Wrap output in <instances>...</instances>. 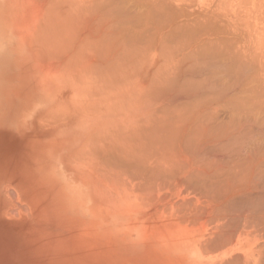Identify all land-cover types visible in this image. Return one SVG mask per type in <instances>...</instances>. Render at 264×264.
Masks as SVG:
<instances>
[{
  "label": "bare ground",
  "instance_id": "bare-ground-1",
  "mask_svg": "<svg viewBox=\"0 0 264 264\" xmlns=\"http://www.w3.org/2000/svg\"><path fill=\"white\" fill-rule=\"evenodd\" d=\"M4 1L0 22L39 67L47 61L44 70H53L47 82L52 89L42 90L46 106L60 101L95 108L89 107L91 115L71 112L73 119L58 120L70 130L61 150L86 149L96 164L79 174L64 162L72 156L63 162L52 157L73 186V209L85 214L72 216L74 221L93 227L100 241L170 264H264V73L256 74L263 91L254 95L257 105L243 93L247 87L229 88L227 81L219 86L216 79L232 69L228 63L256 64L239 41L243 35L219 18L209 19L210 11L186 13L185 0H134L137 6L129 1V9L126 0ZM131 27L138 28L135 34ZM193 30L194 45L182 42L184 48L179 39H191ZM176 34L183 37L177 41ZM105 181L111 193L120 190L119 183L136 191L141 206L100 207Z\"/></svg>",
  "mask_w": 264,
  "mask_h": 264
},
{
  "label": "rangeland",
  "instance_id": "rangeland-1",
  "mask_svg": "<svg viewBox=\"0 0 264 264\" xmlns=\"http://www.w3.org/2000/svg\"><path fill=\"white\" fill-rule=\"evenodd\" d=\"M0 1V3H5V1L2 2L3 0ZM126 1L127 4L125 1L124 4L125 6H128V9L130 5L132 7V4L136 3L134 0ZM129 1H131L130 3L132 4H128ZM216 3L219 4L217 5ZM183 5L186 13L188 12V14H192V16H196V13L202 15L204 12L210 11L214 18H211L212 16L210 14L208 16L209 19L215 20L216 18H219L218 20H221L222 22L224 21L222 24L226 23L230 25V27H227L228 30L232 29L230 32H234L236 30L238 33L243 35H241L243 40H238L241 41V43H244L243 45L245 47H243L245 48V51L248 50V53L245 52L247 53L246 55L249 54V56H255L256 64H254L253 61L252 64H250L251 59H248V62L250 63H247V60L244 61L246 63V65L243 63L244 67H242L243 65L240 66L234 63H228L233 65V67L232 69L226 70L227 72L222 70L221 74H218L221 78L219 79L217 76V85L219 84V86H224L223 84L227 81V87L233 85V87L229 88L234 89L236 85L235 83H239L237 87H247L245 90L242 89L244 91L243 93H246V91L249 93L251 91L249 95L246 93L249 97H255L258 93L263 92L262 89L261 91L258 89L262 82L256 80L259 78L256 74L258 72V75H261V77L264 75V69L261 71L262 68H257L259 66H264V60H262V56L264 57V51L262 53V50H264V0H185ZM221 5L224 6L221 7ZM1 6L2 5L0 4V7ZM186 8H188V10ZM134 9H136V7H134ZM189 9H191L192 12L189 11ZM133 11L136 12L135 10ZM230 17L233 18L230 19ZM235 17L240 18L237 19ZM229 19L230 21L234 19V22L232 21L231 23ZM239 19H245L244 21H246L247 24L244 23L246 24L245 26L243 23V25L240 24ZM214 20H212V22H214ZM237 20H239L238 22L240 26L237 24ZM227 21L230 22V24L227 23ZM235 23L237 24V27L235 26ZM215 26L218 27V25ZM233 26H235V28ZM242 26L243 28H241ZM137 27H135L136 29L131 27L134 34L135 30L137 31L138 29ZM221 28L222 27H220V29ZM186 29L190 30V28ZM9 32L10 30L8 29V25L5 26V24L0 22V264H170L168 261L153 258V255L146 252H137V250L127 251L124 246H114L109 242L100 241L95 237L93 227L85 225L87 230H84L85 227L78 224L77 220L74 221L76 218L75 216H79L81 218L82 216H85V214H82V212L78 213L76 208L75 210L73 209V204H77V198L75 196L73 186L66 178L65 171L58 168L55 164H52V157L57 156L60 161L69 156H72V158L69 157L68 160L71 158L72 161L74 159H78L77 157H79V159L76 161L74 160L75 162L73 163H69L71 159L69 161L63 160L68 166L76 169L79 174H87L91 172L96 164L92 161L88 153H86V149L61 150L60 145L70 130H64L65 128H62L64 125L61 123V125L58 126V124L60 123L59 121L71 119L73 115L74 117L80 115L85 116L88 115V113L91 115L90 108H92V110H95V108L88 104H79L75 102L62 103L60 101L56 103L53 102L51 106H46L48 103L45 104L43 100L42 90L52 89V85L47 83L53 78V70L49 68L51 65H49V63V67L47 66L50 70L49 73L44 70L47 65V61H45L46 63L43 62L46 64L45 66L42 64L41 67L43 69L39 67V63L41 62L32 60L30 56L24 52L22 44L20 42L18 43V41H16ZM133 32L131 30V36L133 35ZM187 32L191 33L192 30L191 32ZM195 32L193 30V33L191 34L193 37L190 35V39L189 34H187L188 36H185L186 33L182 31L180 34L185 33V41L182 35L176 34V37H174L177 41L178 38L183 37V39H179L181 42H179L180 45L183 44L182 42H184V44L185 42L189 44V42L193 41L192 39L195 41L194 36L196 37L197 35ZM177 36L179 37L177 38ZM228 37H231V35ZM176 40L173 39L175 44ZM235 40H237V38H235ZM194 41L193 44L190 43V46L194 45ZM171 43L173 44L172 41ZM179 43L176 45H179ZM184 44L183 46L185 48L186 44ZM255 51H257V53ZM258 54L260 55V58L258 57ZM20 55L24 57V61L21 57L19 58ZM203 61H210V58L204 59ZM235 65L236 69L237 67H239V69L236 70ZM51 68H53V66H51ZM259 72H263V75L259 74ZM230 73L235 76L230 75ZM250 78H252L251 80L254 82L250 81ZM239 80L242 81L240 82ZM259 80L262 81L260 78ZM219 81L223 84L221 83V85ZM242 82L246 85L241 86ZM249 84L251 86H247ZM248 87H250V89H248ZM259 88L264 89V84ZM37 89H39V94ZM251 89H254L253 92ZM243 93H241L242 96H246L243 95ZM29 95L31 97H29ZM261 95V98H263L264 94L262 93ZM257 96L260 97V94ZM249 97L245 98L250 99ZM253 97H251L249 102L251 101L250 103H255V105H257L258 98ZM29 99H31V101H28ZM243 102L245 103V100H243ZM52 106L54 107L52 108ZM60 106L65 107L66 110L69 111H66L67 113L64 114L65 108H61ZM253 107L255 108L254 105ZM54 108H59L58 110L61 112L64 110L63 113L58 111L60 117L55 118L56 120L53 118L57 111ZM44 110H49L52 115L51 113L46 115L47 112H43ZM40 111H42V114H40ZM71 112H73V115ZM38 114L40 116L45 114V116H42L44 119L39 116V119L42 120L41 122L35 118V116L38 118ZM69 114H71V117ZM37 123L41 125L38 126ZM50 126L52 129L46 130ZM53 128H55L54 131ZM58 128H60V130ZM105 132L106 128L103 127V133ZM62 157L64 158L62 159ZM5 183L8 185H5ZM120 184V187H116L117 189L120 188V190H116L113 194L110 192L113 191L111 190L112 185L107 181L102 183L101 189L104 195L99 194L101 197H97V204L100 203V207L102 208L108 209L111 206L119 209L120 211L133 209L131 207L133 203H136L133 204V207L135 205L134 209L140 207L142 203H138L140 205L139 206L137 205V202H142V200L137 195V192L134 190L131 191L130 189L127 190V188L124 189L125 186H122V183H119V185ZM108 185L111 188L108 187ZM12 188L15 193H12ZM11 189L12 194H8ZM132 192L133 194H131ZM16 193H18V197L15 196ZM12 196L14 197V200ZM17 202L21 204H18ZM11 207L12 210L10 209ZM5 210L7 213L4 212ZM27 211H29V214ZM14 213L16 214L14 215ZM12 215H14V217Z\"/></svg>",
  "mask_w": 264,
  "mask_h": 264
}]
</instances>
